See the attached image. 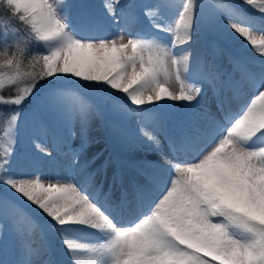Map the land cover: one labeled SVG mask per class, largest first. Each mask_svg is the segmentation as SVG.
I'll return each mask as SVG.
<instances>
[{
    "label": "snow or ice",
    "instance_id": "1",
    "mask_svg": "<svg viewBox=\"0 0 264 264\" xmlns=\"http://www.w3.org/2000/svg\"><path fill=\"white\" fill-rule=\"evenodd\" d=\"M100 9L76 0H0V106L11 109H0L8 124L0 137V264H264V0H102ZM145 18L171 41L146 30ZM200 24L213 46L242 38L259 57L255 70L230 56L231 72L199 59L190 72ZM181 45H188L184 54L174 55ZM208 91L211 104L203 99ZM25 101L38 128L46 116L65 126L81 120L71 171H57L54 183L16 155ZM169 102L188 106L171 128ZM101 110L122 145L160 156L137 161L142 179L131 192L116 168L113 185L119 181L122 191L115 198L77 162L89 143V116ZM33 146L51 157L39 141ZM47 164L61 167L54 158ZM17 199L35 206L43 223ZM9 217L20 225L19 252L3 235ZM36 228L59 242L65 259L45 257Z\"/></svg>",
    "mask_w": 264,
    "mask_h": 264
},
{
    "label": "rangeland",
    "instance_id": "2",
    "mask_svg": "<svg viewBox=\"0 0 264 264\" xmlns=\"http://www.w3.org/2000/svg\"><path fill=\"white\" fill-rule=\"evenodd\" d=\"M77 3H90L93 4L97 7L98 10H102L100 8H98L99 5V0H76ZM121 2H125V0H121ZM129 2L131 3H135L138 6H142V5H146V4H151L154 2V0H129ZM178 18V17H177ZM122 21L119 20V16L117 19V23H114L111 25L109 31L112 35H116L118 33V25L121 24ZM145 24L148 26L149 22L147 21V18H145L144 23H143V27L145 28ZM194 35H193V39L196 40V43L193 44L191 46L192 49V55L190 57L189 60V64L190 66V72L192 69L193 64L195 63V61L197 59L201 60V61H207L209 63L215 62L216 65H218L221 69L222 72L227 73V72H231L233 70V66L232 64L229 62V57H233L234 59L239 58L241 60H246L248 63V67L255 70L256 68V61L258 60V56L255 55L256 53H253V58L248 59V57H245L242 55L243 51H240V46L237 47H231L233 45H229L225 40L233 42L234 44H238V43H242L245 44L246 42H244L242 40V38H226L223 42L217 41L215 46H213L212 43H210L211 37L208 33V31L205 30L204 28V24H200L199 25V29L198 31H195L196 29V25H194ZM139 27V26H138ZM135 30V29H134ZM148 31H150L153 35L158 36L160 38H162L163 41H171L172 39V34L170 33H166V32H160L157 29H148ZM257 38H260V33H257ZM128 37L125 36V40L124 42H127ZM243 45H241L242 47ZM188 47V45H181L178 46L177 48H175L173 50V54L174 55H183L185 49ZM258 57V58H257ZM170 69H172V66L170 65ZM174 70V69H172ZM236 77L239 78V72L236 73ZM174 80V79H173ZM173 82H176L175 80ZM170 83V87L171 90L175 91V92H179L180 89V85L179 83ZM86 83V82H85ZM82 91L85 93H89L90 90L86 87L82 88ZM119 95L123 96V93H120ZM31 98H29L30 100ZM204 103L205 104H211L212 103V94L211 91H208L207 95L204 96ZM163 103V102H161ZM169 103H175V109L174 111H172L169 114V117L167 118V124L166 126L168 128H171L173 126V124L179 120V118L183 115V113L185 111L188 110V106L185 102H169ZM193 104H195L196 102L193 101ZM21 109L23 110V115L20 118L19 121V129H20V136H19V146L16 152V155L18 158L23 159L24 161H33L32 162H36L35 164L32 163V165H26V167H28L29 169H27L28 171H32V170H36L39 169L40 171H42L47 177L51 178V179H46L44 182L48 183V182H55L54 176L55 173L59 170H52L50 166H48L47 161L50 159H62L64 158V164L66 166V168L71 169L69 166L71 165L73 156L76 154V150L79 148V145L81 144L80 142H76L75 139L77 138L76 136H72L69 133L67 134V128H65L62 133H61V139L62 140H53L51 137H45V139L47 140V142L42 141L43 145L46 147V150L51 153V157H47V156H42L40 152H38L34 146L31 144V142L29 143V139L31 137H43V134L45 133L44 130L46 132H48V127L47 128H38L37 127V133L35 134L34 131L31 132L32 130V125H34L33 119H32V114L30 112V108L32 107L31 104L28 101H25L24 104H22ZM15 107V106H14ZM90 115L94 116L95 118V122H96V128H94V132H97V137L94 139H90L88 140V146L83 150V152L79 155L78 157V163L82 160V158L84 157V154H89L90 158L84 163L82 162L86 168L87 171H92L93 168H95L97 165L101 164L102 162L105 161L104 157H106V160H110L111 162H109V165L111 166V168H119L122 175H124L125 182L127 180V185H130V182L133 183L132 179L130 178V171L128 169V167L124 166V165H120V162L124 163V160H120V155H129L131 157L137 158V159H144V158H149L152 160H159L160 156L158 153L152 151V150H144L142 148H140L139 146H137L134 150H129L127 147H125L124 145L121 144V142L116 139L113 135H112V129H111V122H112V117L106 113L103 112L102 110L99 112V114H97L96 112H92ZM136 117H131L130 120V127L131 128H135V121H136ZM46 122H50L52 125H55V121H59L60 118L56 117V116H46L45 117ZM8 127V124L6 123L5 125V129ZM4 129V130H5ZM59 131V130H58ZM35 134V135H33ZM5 135V131L3 132L2 137H4ZM44 138V137H43ZM162 139V137H161ZM163 142V140H162ZM97 143V144H96ZM94 144H96L95 147ZM102 147V154L98 155L96 154V151L99 150L98 148ZM93 148V149H90ZM166 150V149H165ZM96 154V155H95ZM120 154V155H119ZM138 156V157H137ZM133 158V159H134ZM43 161L44 163L41 164L39 162ZM26 163V162H25ZM130 166L131 172H134L135 175H137L140 179H142V177L139 176L138 174V170L136 167V163H130L127 162ZM117 164V165H116ZM63 165V163H62ZM127 169V170H124ZM109 170V169H108ZM124 171V172H123ZM60 172V171H59ZM61 175H66L63 172H60ZM69 173V172H67ZM96 177V174H95ZM129 179V180H128ZM96 180V178H95ZM112 180V179H111ZM63 182V181H62ZM96 183V181H95ZM127 187V186H126ZM118 186H115L113 191H112V195L113 197H119L120 194L118 192ZM25 212H27L28 214H30L31 216L35 217L37 220H39L41 223L42 222V218L39 216V214L37 213V211L35 210V206H29L27 204H25V202L23 200L18 201L17 203ZM30 212V213H29ZM20 227V225L14 221L13 223H11L10 221H8V218L4 219L3 221V235L6 236V238L8 239L9 243L14 246L16 248V250L19 252L20 251V247H21V240L17 235L16 232V228ZM35 240L36 242L39 244V241H44V243L47 244H53V242H50L47 238V236L43 235L40 231L39 228H36L35 230ZM92 236H88V239H91ZM20 240L19 242H17V240ZM83 239V238H82ZM55 244L53 245H60L58 241L54 242ZM41 245V243H40ZM44 249H46V247H44ZM55 251V250H54ZM47 254V253H46ZM47 255H45L46 257ZM53 260H57V259H62V255H59L58 257H56L55 253L53 255Z\"/></svg>",
    "mask_w": 264,
    "mask_h": 264
},
{
    "label": "bare ground",
    "instance_id": "3",
    "mask_svg": "<svg viewBox=\"0 0 264 264\" xmlns=\"http://www.w3.org/2000/svg\"><path fill=\"white\" fill-rule=\"evenodd\" d=\"M102 5V0H99V5H98V8H100V6ZM194 28H195V26H194ZM204 28H205V30L207 31V29H206V26H204ZM231 39V38H230ZM229 45H233V46H231V47H237V46H240V51H243L242 52V55L243 56H245V57H248V59H251V58H253V53H255V52H253L252 50H251V48L245 43V44H242V43H238V44H234L233 42H230V41H227V40H225ZM241 45H243L242 47H241ZM255 55H257V54H255ZM258 58V57H257ZM259 59V58H258ZM190 63V62H189ZM190 64H189V70H190ZM174 80H172L170 83H172ZM173 83H176V84H178L179 82H173ZM96 120H95V118H94V116H92V115H90L89 116V124H88V140H90L91 138L92 139H94V138H96L97 137V132H94V128H96V122H95ZM48 127V132H46L45 130H44V134H43V137H38V138H35L34 136L33 137H31L28 141H29V143L31 142V144L33 145L34 144V141H39L41 144L43 143L42 141H45L46 139H45V137L47 136V137H51L53 140H62L61 139V133H62V131L65 129V128H67V134L69 133H74V136H76L77 138L75 139V141L76 142H80L81 141V134H80V129H81V120H80V118H79V116H77V117H75L74 119H73V121L71 122V124H69L68 126H65L64 124H63V122L61 121V120H57V121H55V125L53 124H51L50 122H46V127L45 128H47ZM37 127H36V125L34 124V125H32V130H31V132H33L34 131V133L35 134H38L37 133ZM59 130V131H58ZM35 134H33V135H35ZM70 135H72V134H70ZM73 136V135H72ZM46 137V138H47ZM45 142H47V140L45 141ZM97 144V143H96ZM96 144H94V146L95 147H98V146H96ZM90 149H93V148H90ZM99 150H97L96 151V154H98V153H102V147H100V148H98ZM95 154V155H96ZM120 155V154H119ZM120 157L122 158V159H120V160H124V163L123 162H120V165H124V166H126V167H128V169H129V171H130V173H129V171L127 170V169H125L124 168V170H127L128 171V173H129V175H130V178L132 179V181L134 182L135 180H137V179H140L137 175H135L134 174V172H131V169H130V166H129V164L127 163V162H130V163H137V161H140V159H137V158H134V157H131V156H127V155H125V154H123V155H120ZM138 157V156H137ZM90 158V155L88 154H84V157L82 158V160L78 163V164H81V165H84L82 162H86L88 159ZM134 158V159H133ZM104 159L106 160V157H104ZM142 160V159H141ZM32 161H33V158H32ZM32 161H25L26 163V165H32ZM57 162H59V164L61 165V167L60 168H55V167H53V166H51V165H48V166H50V167H52L51 169L52 170H54V169H56V170H59L60 172H63V173H65L66 175L68 174L67 172H70L71 171V169H69L68 170V168H66V166H65V164H64V158H62V159H58V160H56ZM108 162H111L110 160H107ZM62 163H63V165H62ZM103 163L104 162H102L101 164H99V165H97L95 168H93L92 169V171L91 172H93V173H95L96 174V184H103V186H104V190L105 191H107L108 190V188L111 186L112 187V191H113V189H114V187L115 186H118L119 188H118V190L121 188V184H120V182L119 181H117L116 183H115V185H113V181L111 180L112 179V175H113V171L115 170V168L113 167V168H111V166H112V164H111V166L110 165H108V168L105 170V169H102L101 168V165H103ZM117 165V164H116ZM27 169H29L28 167H26ZM109 169V170H108ZM90 172V171H89ZM124 172V171H123ZM124 175H126L125 174V172H124V174L122 175L123 176V187H126L128 190H129V192H131V186H132V183L130 182V185L128 186L126 183H127V180H126V182H125V177H124ZM126 177H127V175H126ZM129 180V179H128ZM121 193V192H120ZM119 193V194H120ZM22 199H17V201H16V203H18V201H21ZM30 213V212H29ZM134 215V214H133ZM8 221H10L11 223H13L14 222V220L12 219V218H8ZM43 222V221H42ZM91 239H95V237H91ZM20 240L18 239L17 240V242H19ZM40 243H41V245L43 246V247H46V249H45V255H47L46 256V258H53V255H54V253H55V255H56V257H58L59 255H61V253H60V251H59V249L62 247L61 245H53V244H55L54 242H53V244L51 243V244H45L44 243V241H39ZM39 243V244H40ZM55 250V251H54ZM47 253V254H46ZM66 257H64V256H62V259H65Z\"/></svg>",
    "mask_w": 264,
    "mask_h": 264
},
{
    "label": "trees",
    "instance_id": "4",
    "mask_svg": "<svg viewBox=\"0 0 264 264\" xmlns=\"http://www.w3.org/2000/svg\"><path fill=\"white\" fill-rule=\"evenodd\" d=\"M34 51H40V52H43L44 49H43V48H35ZM27 55H30V53H27L26 56H27ZM24 63H25L24 70H25V71H31L32 69L27 67V63H28L27 59H25V62H24ZM8 91H9V90H5V95L8 94ZM13 107H14V106H13ZM21 107H23V106H20V108H21ZM0 109H2L4 113H7V112H9V111L11 110V109H9L7 106H0ZM6 123H7L6 120H4V121H0V137H2V135H3V132H4V129H5V125H6Z\"/></svg>",
    "mask_w": 264,
    "mask_h": 264
}]
</instances>
